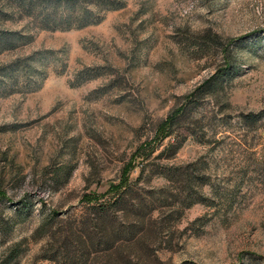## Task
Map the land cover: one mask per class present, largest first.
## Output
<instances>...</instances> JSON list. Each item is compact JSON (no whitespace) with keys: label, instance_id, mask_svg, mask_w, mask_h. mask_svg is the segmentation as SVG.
Segmentation results:
<instances>
[{"label":"rangeland","instance_id":"374dc122","mask_svg":"<svg viewBox=\"0 0 264 264\" xmlns=\"http://www.w3.org/2000/svg\"><path fill=\"white\" fill-rule=\"evenodd\" d=\"M121 1L82 27L2 23L33 39L0 66L45 53L37 81L0 73V264H264V0ZM180 166L202 175L188 206ZM139 173L175 196L145 207L146 260L113 261L93 205Z\"/></svg>","mask_w":264,"mask_h":264},{"label":"trees","instance_id":"16d2710c","mask_svg":"<svg viewBox=\"0 0 264 264\" xmlns=\"http://www.w3.org/2000/svg\"><path fill=\"white\" fill-rule=\"evenodd\" d=\"M121 0H0V54L15 50L33 39V34L26 28L5 27L3 22L13 17L18 11L19 16L32 17L33 20L42 27L49 28H71L73 26L82 27L102 18V14L108 9H114L122 6ZM218 38V35H213ZM219 44H222L219 41ZM45 51L35 50L29 55L18 56L9 63L0 66V73H12L22 71L23 75L37 81L42 78L44 73L35 62H40ZM224 53L221 72L213 73L203 80L201 85L206 90H210L215 84L218 76H224L229 69L234 68V59ZM226 55V56H225ZM41 75V77H39ZM207 92V91H206ZM194 95V90L191 93ZM173 117L169 118V121ZM247 118L245 115L243 119ZM253 118V117H252ZM181 141L170 142L174 152ZM188 167V166H187ZM175 167L165 173L168 177L177 176V180L183 183L182 189H185L184 205L188 206L195 202L198 190L195 189L196 179L200 174L193 173L192 169H180ZM141 169L140 173L142 174ZM140 173L134 182L127 181L121 185L110 197L109 201L97 202L93 206L96 209L94 214L97 216V222L100 224L101 236L98 243L106 244V256L113 261L135 260L144 261L149 256L146 244L148 243V233L155 226V219L151 214L145 212V207L150 203V199L162 198V201L175 196L171 192H165L159 189L160 193L154 196L152 190H147L146 198L138 194L134 184L138 183ZM173 181H175L173 179ZM92 212V213H93ZM120 219L124 223L115 224L114 219ZM118 219V220H119ZM110 222L109 227L106 223Z\"/></svg>","mask_w":264,"mask_h":264}]
</instances>
